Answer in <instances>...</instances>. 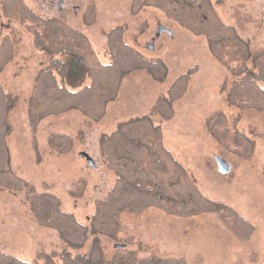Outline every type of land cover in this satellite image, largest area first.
<instances>
[{
	"label": "rangeland",
	"instance_id": "obj_1",
	"mask_svg": "<svg viewBox=\"0 0 264 264\" xmlns=\"http://www.w3.org/2000/svg\"><path fill=\"white\" fill-rule=\"evenodd\" d=\"M59 1H63L60 8ZM211 1L220 19L237 31L253 55L264 49V0ZM24 2L35 14L58 18L85 34L102 63L110 62L108 32L123 27L130 47L167 65L168 74L160 83L164 92L191 68L199 70L191 75L187 96L176 108L174 103L176 116L169 119L154 113L160 95L152 80L141 74L147 71L137 70L123 79L120 94L107 105L102 119L74 110L32 126L29 107L37 77L52 60L64 57L39 50L19 20L2 14L0 0V44L5 37L13 43L12 61L0 71V84L12 100L7 115L9 165L12 174L24 182L20 190L0 184V251L35 264L48 260L62 264L65 253L87 255L98 244L103 264L110 263L116 249L132 250L138 257H181L188 264H264V110L239 109L228 103L234 77L211 54L206 39L187 32L157 9L145 8L133 15L132 0ZM161 27L166 31L158 34ZM248 65L252 67V60ZM218 114L228 118L232 137L237 129L253 142L251 155L238 154L230 141L216 138L210 121L205 125ZM143 116L160 126L164 144L215 207L192 217L173 216L157 208L122 212L116 238L90 230L86 244L79 248L68 245L57 230L40 224L30 207V191L55 195L65 212L90 228L98 203L116 181L105 161L102 140L122 123ZM57 135L68 138L65 150L53 143ZM217 157L229 163L228 174L219 172ZM233 211L252 226L248 237L235 232Z\"/></svg>",
	"mask_w": 264,
	"mask_h": 264
},
{
	"label": "trees",
	"instance_id": "obj_2",
	"mask_svg": "<svg viewBox=\"0 0 264 264\" xmlns=\"http://www.w3.org/2000/svg\"><path fill=\"white\" fill-rule=\"evenodd\" d=\"M145 8L159 10L187 32L206 39L211 54L234 77L227 97L231 106L264 110V49L253 55L248 43L237 31L220 19L211 0H132L133 15ZM1 12L19 20L33 35L34 45L39 50L64 57L52 60L50 66L42 69L37 77L29 107L32 126H37L46 117L74 110L100 120L107 105L117 98L127 75L136 70H146L155 80L161 81L168 74V67L163 61L145 57L125 42L121 26L108 32L106 52L110 62L102 63L85 34L70 28L58 18L35 14L24 0H2ZM12 58L13 43L5 37L0 44V71ZM250 60L251 68L248 65ZM196 70L197 67H193L173 81L166 96L156 103L154 113L166 119L173 116L174 103L184 95ZM11 107L10 95L0 84V184L20 190L24 182L12 174L9 165L7 136L11 127L7 115ZM227 119L225 114H218L210 120L212 132L216 138L234 144L238 154L251 155L253 142L237 129L232 137ZM53 143L65 150L68 138L57 135ZM102 147L106 163L116 174V181L109 195L98 203L90 228L65 212L55 195L30 191V207L37 221L57 230L68 245L74 248L84 246L90 230L93 234L116 238L121 228L118 217L122 212L157 208L173 216L192 217L215 207L202 195L166 147L162 129L154 124L150 116L122 123L113 134L103 138ZM233 214L235 232L248 237L252 226L236 211ZM136 255L132 250L116 249L109 264H188L181 257ZM103 257L102 249L95 244L87 255L65 253L62 264H103ZM0 264L35 263L0 251ZM46 264L53 263L48 260Z\"/></svg>",
	"mask_w": 264,
	"mask_h": 264
},
{
	"label": "crops",
	"instance_id": "obj_3",
	"mask_svg": "<svg viewBox=\"0 0 264 264\" xmlns=\"http://www.w3.org/2000/svg\"><path fill=\"white\" fill-rule=\"evenodd\" d=\"M198 70H199V68H197V70L195 71V73H193V75H195L197 72H198ZM137 71V70H136ZM144 71H146V70H144ZM133 72H135V71H133ZM133 72L132 73H130L129 75H127V76H130L131 74H133ZM142 75H145V76H147V77H144V78H146V79H151L152 80V82H153V88H154V90H156L157 91V93L160 95L156 100H155V102H154V105H153V109H154V107H155V105H156V103L158 102V100L160 99V98H162L163 96H166V94H167V91H168V89H169V87L166 89L165 88V92L163 91L164 89H163V87L160 85V83H162V82H164L165 81V79L164 80H161V81H158V80H155L153 77H152V75L150 74V73H141ZM140 77H143V76H141L140 75ZM136 78H138V77H136ZM191 81H192V77L190 78V81H189V86H188V89L186 90V92L184 93V95L178 100V101H176V103H175V108H176V105L183 99V98H185V96H187V94H188V92H189V90H190V88H191ZM123 82L124 81H122V83H121V87H120V90H119V93H118V95L120 94V92H121V88H122V85H123ZM163 89V90H162ZM164 93H166V94H164ZM174 108V114H173V116H176V114H175V109ZM214 117V116H213ZM139 118V117H138ZM212 118V117H211ZM211 118H209L206 122H205V125H208L210 122V120H211ZM205 128H206V126H205ZM201 132V131H200ZM163 140H164V138H163ZM167 147V146H166ZM171 151V150H170ZM171 153L173 154V156L176 158V160L177 161H179L178 160V158L174 155V153L171 151ZM180 162V161H179ZM181 163V162H180ZM182 164V163H181Z\"/></svg>",
	"mask_w": 264,
	"mask_h": 264
},
{
	"label": "water",
	"instance_id": "obj_4",
	"mask_svg": "<svg viewBox=\"0 0 264 264\" xmlns=\"http://www.w3.org/2000/svg\"><path fill=\"white\" fill-rule=\"evenodd\" d=\"M63 1H60L58 4V7L60 8L62 5ZM163 31H166L165 28L161 27L160 30L158 31V34L162 33ZM82 157H84L88 164L91 165L92 167H96V164L92 158L87 153H82ZM217 165H218V170L222 174H228L231 170V167L228 162H226L224 159L217 157Z\"/></svg>",
	"mask_w": 264,
	"mask_h": 264
},
{
	"label": "bare ground",
	"instance_id": "obj_5",
	"mask_svg": "<svg viewBox=\"0 0 264 264\" xmlns=\"http://www.w3.org/2000/svg\"><path fill=\"white\" fill-rule=\"evenodd\" d=\"M136 13H137V11H136ZM81 42V41H80ZM88 44H89V42H88ZM85 46V45H84ZM88 46V45H87ZM89 51V50H88ZM68 52V51H67ZM84 52V51H83ZM60 61V60H59ZM141 137V136H140ZM145 138V137H144ZM143 141H144V139H143ZM141 144V143H140ZM143 144V143H142Z\"/></svg>",
	"mask_w": 264,
	"mask_h": 264
},
{
	"label": "flooded vegetation",
	"instance_id": "obj_6",
	"mask_svg": "<svg viewBox=\"0 0 264 264\" xmlns=\"http://www.w3.org/2000/svg\"><path fill=\"white\" fill-rule=\"evenodd\" d=\"M60 2V1H59Z\"/></svg>",
	"mask_w": 264,
	"mask_h": 264
}]
</instances>
